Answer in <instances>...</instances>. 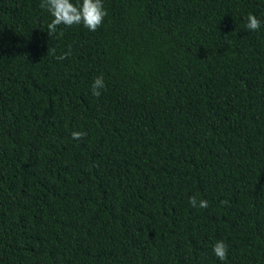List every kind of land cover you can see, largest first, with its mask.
<instances>
[{"label": "trees", "instance_id": "16d2710c", "mask_svg": "<svg viewBox=\"0 0 264 264\" xmlns=\"http://www.w3.org/2000/svg\"><path fill=\"white\" fill-rule=\"evenodd\" d=\"M40 3L0 0V264H264V0H103L52 37Z\"/></svg>", "mask_w": 264, "mask_h": 264}, {"label": "clouds", "instance_id": "9594fccd", "mask_svg": "<svg viewBox=\"0 0 264 264\" xmlns=\"http://www.w3.org/2000/svg\"><path fill=\"white\" fill-rule=\"evenodd\" d=\"M40 8L46 9L53 17L50 23L47 24V34L52 37L57 33V27L61 24L71 27L72 25L82 24L90 31H96L104 22L107 11L104 8L103 0H78L73 3V0H41ZM246 29L257 31L261 27V21L255 14L249 13L246 16ZM62 35V33H61ZM51 52V48L49 50ZM70 55V51L57 56L59 60H64ZM106 87L102 75L97 76L91 86L92 94L99 98L102 94L101 90ZM87 133L82 131H73L72 138L76 140L83 139ZM222 204H227V201H221ZM189 204L193 207L207 208L208 201L205 199L197 200L195 195L189 197ZM214 255L220 260L225 261L228 256V247L223 240H217L212 245Z\"/></svg>", "mask_w": 264, "mask_h": 264}]
</instances>
